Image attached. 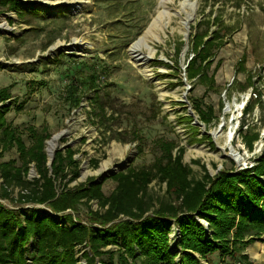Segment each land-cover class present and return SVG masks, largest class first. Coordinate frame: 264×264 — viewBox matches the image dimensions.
I'll use <instances>...</instances> for the list:
<instances>
[{
    "label": "rangeland",
    "instance_id": "374dc122",
    "mask_svg": "<svg viewBox=\"0 0 264 264\" xmlns=\"http://www.w3.org/2000/svg\"><path fill=\"white\" fill-rule=\"evenodd\" d=\"M182 1L18 0L21 15L0 6V90L8 89L3 107L9 108L4 121L25 149L40 140L47 164L53 136V153L74 151L79 176L68 188L127 167L152 171L170 148L172 156L182 151V164L195 179L203 170L215 176L250 168L263 153L264 0H188L181 10ZM216 31L222 39L208 57L205 78H189L190 58ZM90 159L98 160L96 167ZM22 160L15 146L0 153V162L21 166ZM33 177L30 163L26 178ZM114 186L107 179L102 192ZM147 191L157 200L173 199L156 180ZM14 199L15 192L0 205L49 211ZM65 214L92 222L84 207ZM179 236L172 223L168 243L175 264ZM256 241L249 250L258 247L252 254L262 256L246 264H264V242ZM214 254L210 262L220 257ZM226 255L220 264H242L238 253Z\"/></svg>",
    "mask_w": 264,
    "mask_h": 264
},
{
    "label": "trees",
    "instance_id": "16d2710c",
    "mask_svg": "<svg viewBox=\"0 0 264 264\" xmlns=\"http://www.w3.org/2000/svg\"><path fill=\"white\" fill-rule=\"evenodd\" d=\"M0 6L22 14L18 0H0ZM220 39L213 32L196 49L187 65L189 78H205L208 57L220 47ZM7 90H0V153L15 146L23 160L21 166L0 162V198L10 199L15 192L16 204L49 211H13L0 205V264H175L168 243L172 223L180 232L179 264H209L208 256L215 252L220 257L238 253L246 264L247 257L239 252L256 240L264 242V151L250 168L215 176L203 170L195 179L182 164V151L172 156L170 148L165 162L152 171L127 167L68 188L79 176L74 151L55 150L47 164L40 140L25 149L17 130L4 121ZM30 163L36 177L29 180ZM89 163L96 167L98 160ZM107 179L115 186L105 195L102 184ZM154 180L166 186L172 201L148 194ZM90 203L96 204L95 211ZM79 207L92 215L88 226L65 214L77 213Z\"/></svg>",
    "mask_w": 264,
    "mask_h": 264
},
{
    "label": "bare ground",
    "instance_id": "6f19581e",
    "mask_svg": "<svg viewBox=\"0 0 264 264\" xmlns=\"http://www.w3.org/2000/svg\"><path fill=\"white\" fill-rule=\"evenodd\" d=\"M163 1H165V0H160V2H163ZM189 6H190V3H188V0H184V1H182V2L180 3L181 10H185V9H186L187 7H189ZM188 19H189V17H188L187 19H185L184 22H187ZM155 23H156V18L153 19V20L150 22L149 26L146 28L145 32L143 33V37H146V36L150 33V29H151L152 27L155 26ZM132 47L135 48V49H137V48H138V45H137V44H134ZM213 135H215V134L213 133ZM228 136H229V135H228ZM57 139H58V135L53 136L52 139L47 143V154H48V157H49V158H51V155H52V153H53V149H54L55 146H56V141H57ZM226 147L228 148V146L225 145V148H226ZM230 150H231V149H230ZM231 151H232V150H231ZM230 154H231V156H232L234 159H236V160L239 159V157H237L236 154H233L232 152H231Z\"/></svg>",
    "mask_w": 264,
    "mask_h": 264
},
{
    "label": "crops",
    "instance_id": "0c3cea01",
    "mask_svg": "<svg viewBox=\"0 0 264 264\" xmlns=\"http://www.w3.org/2000/svg\"><path fill=\"white\" fill-rule=\"evenodd\" d=\"M254 244H257V241L254 242V243H252V244H250V245H248V246H246L241 252H239V254L245 255L247 257L248 261L251 260L250 258L259 259V257L262 256L261 254H259V253H256V255H253L252 254L254 252V250L255 251H258L259 250L258 247L254 248L252 250V252L249 250L250 246H252ZM214 255H216V254H214ZM214 255L210 258V259H212V262H210L211 264H220V262H222V261L224 263H227V260H228V256L227 255H225V258L224 257H221L220 258V257H217V256H216V258H214L215 257Z\"/></svg>",
    "mask_w": 264,
    "mask_h": 264
},
{
    "label": "water",
    "instance_id": "95a60500",
    "mask_svg": "<svg viewBox=\"0 0 264 264\" xmlns=\"http://www.w3.org/2000/svg\"><path fill=\"white\" fill-rule=\"evenodd\" d=\"M52 158H53V155H51V158H50V161H49V163L51 162Z\"/></svg>",
    "mask_w": 264,
    "mask_h": 264
}]
</instances>
